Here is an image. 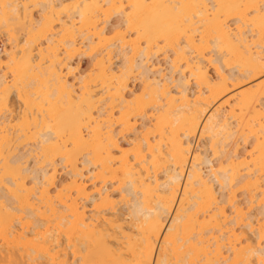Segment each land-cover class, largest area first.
<instances>
[{"label": "bare ground", "instance_id": "obj_1", "mask_svg": "<svg viewBox=\"0 0 264 264\" xmlns=\"http://www.w3.org/2000/svg\"><path fill=\"white\" fill-rule=\"evenodd\" d=\"M0 31V264H264V0H0Z\"/></svg>", "mask_w": 264, "mask_h": 264}, {"label": "rangeland", "instance_id": "obj_2", "mask_svg": "<svg viewBox=\"0 0 264 264\" xmlns=\"http://www.w3.org/2000/svg\"><path fill=\"white\" fill-rule=\"evenodd\" d=\"M37 16V14H35V17ZM113 20H115V18H113ZM112 20V22H111V24H109L108 25V28H110L111 26L110 25H112L113 23H114V21ZM1 32V31H0ZM6 39V37H4V36H1L0 37V42H2V40L4 41ZM9 48V46H8V43H6V42H4V47H3V50H7ZM2 49V45L0 44V50ZM1 52V54H3V52L2 51H0ZM80 65H79V70H77L78 72H83V73H86L88 70H89V67H90V64H88V62H87V60H85V59H83V60H81L80 61V63H79ZM195 144V145H194ZM198 144V142H194L193 143V145H194V148H196V145ZM65 174H63V173H60L59 172V174L57 175V182L58 183H60V181H62L61 183H64L65 182V177L66 176H64ZM59 180V181H58Z\"/></svg>", "mask_w": 264, "mask_h": 264}]
</instances>
